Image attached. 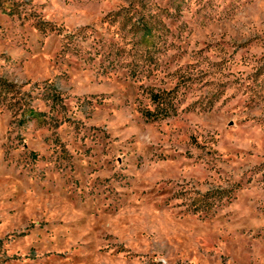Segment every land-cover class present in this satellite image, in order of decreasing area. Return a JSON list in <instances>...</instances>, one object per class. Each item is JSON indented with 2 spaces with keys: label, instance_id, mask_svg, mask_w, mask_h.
Listing matches in <instances>:
<instances>
[{
  "label": "rangeland",
  "instance_id": "374dc122",
  "mask_svg": "<svg viewBox=\"0 0 264 264\" xmlns=\"http://www.w3.org/2000/svg\"><path fill=\"white\" fill-rule=\"evenodd\" d=\"M0 264H264V0H0Z\"/></svg>",
  "mask_w": 264,
  "mask_h": 264
},
{
  "label": "trees",
  "instance_id": "16d2710c",
  "mask_svg": "<svg viewBox=\"0 0 264 264\" xmlns=\"http://www.w3.org/2000/svg\"><path fill=\"white\" fill-rule=\"evenodd\" d=\"M167 93H164V92H153L152 95H151V98H152V101L153 102H156L157 105H160L162 104V102L164 103V105H161L160 108H157V110H154V111H150V110H143V114L149 118V119H157V118H161V117H164L166 115L169 114V111L170 109L168 108L169 105L167 104V100H166V95Z\"/></svg>",
  "mask_w": 264,
  "mask_h": 264
}]
</instances>
